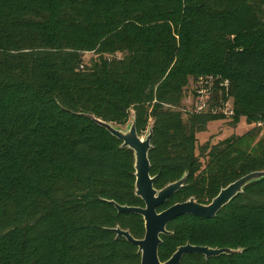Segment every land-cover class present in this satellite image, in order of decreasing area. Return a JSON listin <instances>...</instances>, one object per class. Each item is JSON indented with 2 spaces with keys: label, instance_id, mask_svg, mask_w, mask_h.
Masks as SVG:
<instances>
[{
  "label": "trees",
  "instance_id": "trees-1",
  "mask_svg": "<svg viewBox=\"0 0 264 264\" xmlns=\"http://www.w3.org/2000/svg\"><path fill=\"white\" fill-rule=\"evenodd\" d=\"M208 74L229 79L230 118L185 110L188 77ZM132 115L139 135L153 122L154 187L187 174L158 211L264 170V0H0V264H140L113 228L142 238L144 220L111 202L144 205L133 151L90 117ZM242 117L254 126L196 146L212 120ZM167 230L161 261L190 243L242 252L180 264H264V178Z\"/></svg>",
  "mask_w": 264,
  "mask_h": 264
},
{
  "label": "water",
  "instance_id": "water-1",
  "mask_svg": "<svg viewBox=\"0 0 264 264\" xmlns=\"http://www.w3.org/2000/svg\"><path fill=\"white\" fill-rule=\"evenodd\" d=\"M96 123L108 130L113 136L121 140L122 147H128L133 151L135 169V194L143 201V206L121 205L111 201L118 212H132L142 216L144 220V235L135 238L127 229L119 226L113 228L117 237H124L129 243L137 247L140 253V264H180L186 253L201 254L205 258L219 256L221 254H233L242 252V248L209 247L186 243L179 245L172 255L165 261H161L158 249L162 242V235L169 234L167 224L170 220L184 215H194L200 218H212L226 206L243 188L254 181L264 178V170L253 171L222 187L209 203H199L194 197L183 202H176L167 208L158 211L159 205L165 203L170 196L177 192L184 184L186 173L176 181L170 182L160 189L154 187L156 176L150 174L149 150L153 136V122H151L144 135L137 133L135 117L131 116L125 129L112 122L90 116Z\"/></svg>",
  "mask_w": 264,
  "mask_h": 264
},
{
  "label": "built area",
  "instance_id": "built-area-1",
  "mask_svg": "<svg viewBox=\"0 0 264 264\" xmlns=\"http://www.w3.org/2000/svg\"><path fill=\"white\" fill-rule=\"evenodd\" d=\"M229 83V79L224 78L221 74L196 77L192 80V84L187 91L190 105L185 110L194 113L221 114L230 118L234 114V108L232 98L228 95ZM217 88L220 92L224 89L227 98L223 99L220 96L217 103H214L212 95Z\"/></svg>",
  "mask_w": 264,
  "mask_h": 264
},
{
  "label": "rangeland",
  "instance_id": "rangeland-1",
  "mask_svg": "<svg viewBox=\"0 0 264 264\" xmlns=\"http://www.w3.org/2000/svg\"><path fill=\"white\" fill-rule=\"evenodd\" d=\"M92 57H95V55L91 52H85L84 54V60L85 62H88ZM192 76L188 77V84L186 86V97L183 100V105L185 108H187L190 105V98L187 97V91L190 88L192 84ZM183 118H185V113L183 112ZM130 121V120H129ZM127 122V124L129 123ZM151 122V121H150ZM149 122V123H150ZM127 124L120 125L122 129H125ZM261 133H264V123H261ZM254 126L253 123H248L244 119V117L240 118V121L236 127L229 125V119H218V120H212L209 122V124L206 127V130L204 132L198 133L197 136V142L196 146L205 143L206 141L210 140V143H216L220 141L223 138H226L231 135H241L244 132H246L248 129L252 128ZM144 135V134H143ZM198 152V149L195 151Z\"/></svg>",
  "mask_w": 264,
  "mask_h": 264
}]
</instances>
